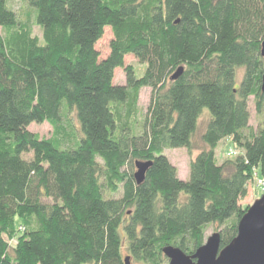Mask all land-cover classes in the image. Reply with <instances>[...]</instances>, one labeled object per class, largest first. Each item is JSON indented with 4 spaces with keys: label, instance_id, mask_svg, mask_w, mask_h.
I'll return each instance as SVG.
<instances>
[{
    "label": "trees",
    "instance_id": "obj_1",
    "mask_svg": "<svg viewBox=\"0 0 264 264\" xmlns=\"http://www.w3.org/2000/svg\"><path fill=\"white\" fill-rule=\"evenodd\" d=\"M10 1L0 0V264H168L164 247L193 255L210 225L226 246L248 208L239 202L255 176L264 182V126L249 124L250 98L264 116V0H22L25 15ZM44 122L50 137L28 129ZM224 139L235 150L221 160ZM177 148L198 150L186 180L164 154ZM137 161L151 163L140 184Z\"/></svg>",
    "mask_w": 264,
    "mask_h": 264
},
{
    "label": "water",
    "instance_id": "obj_2",
    "mask_svg": "<svg viewBox=\"0 0 264 264\" xmlns=\"http://www.w3.org/2000/svg\"><path fill=\"white\" fill-rule=\"evenodd\" d=\"M260 53L264 57V41ZM182 70L178 68L171 78H178ZM150 164L142 161L135 163L137 170L134 178L137 184L143 181ZM162 251L169 260L168 264H264V192L247 208L238 222L236 236L223 248H220L219 233L214 232L193 255L172 246H166ZM124 263L130 264L129 257L125 258Z\"/></svg>",
    "mask_w": 264,
    "mask_h": 264
},
{
    "label": "rangeland",
    "instance_id": "obj_3",
    "mask_svg": "<svg viewBox=\"0 0 264 264\" xmlns=\"http://www.w3.org/2000/svg\"><path fill=\"white\" fill-rule=\"evenodd\" d=\"M12 8L20 13L21 15H25L27 12L26 8L23 6L22 0H11L10 1ZM33 32L39 36L40 41H42V36L40 33V30L37 26L33 25ZM112 39V33L109 27H106L103 31L102 37L96 42L95 48L99 52L100 59L105 58L109 53V42ZM124 65H130L137 70H140L142 67L138 63L137 59L134 58L132 55H126L124 58ZM242 73V70H239L237 73V82L240 79V75ZM113 84L116 85H124L125 84V72L122 68H117L114 71V78H113ZM149 93L150 90L148 88H144L140 92L139 96V105L144 110L148 104L149 101ZM249 109H250V120L249 124L252 126L253 129H256L258 127L264 126V116L257 115L253 104H252V98H250L249 101ZM206 112V110L204 111ZM207 119V114H203V116L199 119V128L198 131L195 133L193 137V143L194 146L198 149L202 146L201 140H200V130L204 127V124ZM28 129L36 134H38L40 137H50L52 128L51 126L44 122L40 124L32 123L28 126ZM195 149L191 154L187 152L184 148H177V149H166L164 151V154L169 159V161L174 165L177 169V175L180 179L186 180L188 176V164L192 157L198 152V150ZM230 150H235L234 144L230 139H224L219 142L218 147L216 149V154L221 160L226 157V153ZM237 152L233 153L232 155H236ZM232 156V157H233ZM26 157H30V155H26ZM256 178V179H255ZM253 183L250 184L248 193L246 197L241 200L239 203L242 205V208L249 207L253 204V202L260 198L262 193L264 192V185L263 180L260 177H254ZM215 225H210L206 228V237L211 235L214 231Z\"/></svg>",
    "mask_w": 264,
    "mask_h": 264
}]
</instances>
